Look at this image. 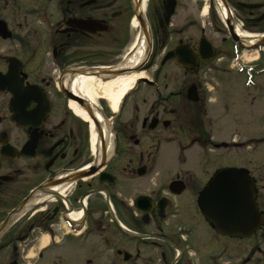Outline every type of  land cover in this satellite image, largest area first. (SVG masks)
I'll use <instances>...</instances> for the list:
<instances>
[{
  "label": "flooded vegetation",
  "instance_id": "flooded-vegetation-1",
  "mask_svg": "<svg viewBox=\"0 0 264 264\" xmlns=\"http://www.w3.org/2000/svg\"><path fill=\"white\" fill-rule=\"evenodd\" d=\"M185 1L147 0L142 10L143 0H0V264H264V136L215 141L229 101L205 84L221 77L225 92L238 78L250 128L264 125V42L247 51L228 34L226 47L212 17L205 27L174 25L176 13H201ZM231 4L247 13L245 29L264 27L255 24L264 0ZM147 40L133 73L152 79L134 90H153V100L112 152L98 155L69 106L71 83L121 67ZM243 51L256 57L245 62ZM247 150L251 159L224 165L226 154ZM213 153H221L216 164ZM228 168L248 172L263 217L248 237L217 233L198 208L200 192Z\"/></svg>",
  "mask_w": 264,
  "mask_h": 264
},
{
  "label": "rangeland",
  "instance_id": "rangeland-1",
  "mask_svg": "<svg viewBox=\"0 0 264 264\" xmlns=\"http://www.w3.org/2000/svg\"><path fill=\"white\" fill-rule=\"evenodd\" d=\"M234 1L235 0H231L227 2L228 11L232 13L233 24L240 25L242 31L248 34H251L252 36H255V38L262 36L263 35L262 33H264V27L256 31H253L251 29L248 30L243 27L245 24L244 18L247 17L246 15L247 13H236L235 8L233 7L234 4H231V3H234ZM248 1L259 2L260 0H248ZM185 2H186L185 0H181L182 7L185 6ZM210 2L212 6L217 8L214 0ZM210 2L205 3L200 0H192L193 8L197 7L201 13H176V16L174 17L172 23L174 25L180 26V25H185L187 23L190 24V22L193 21L196 24L200 25V27H205L206 24L209 22L208 19L212 17L217 26L219 25L221 28L225 29L226 38H225L224 45L226 47H230L229 40L227 38L228 36L227 29L225 28L224 23L221 20L219 13H210L211 11H213V8L210 9L209 7ZM145 3H147V1ZM204 6L207 7V12L205 14H203ZM256 23H260V22L255 21V24ZM209 38L211 39V41L215 42V44L220 43V41L222 40V36L218 38L216 34L215 36L210 35ZM241 54L243 56L242 60L248 63L252 62V60H254V58L256 57V55H252L249 52H245V51L241 52ZM259 56L261 57V54ZM234 63L235 62L232 61V63L230 64H234ZM143 72L144 71L142 70L141 73ZM168 73H172V72L168 70ZM132 74L138 75L139 73L131 72L129 75H132ZM152 74H153L152 71L143 73V75L149 79H152L151 78ZM238 80L239 79L236 77L230 78L228 81L227 91L225 92H223V90H220V86L223 84L221 77L216 76L213 81L205 82L206 86L213 91V97H215V99H218L220 101H223V100L229 101L228 104H225V122L221 121L220 124L223 123V125L218 126L217 128H215V131L214 130L212 131V132H215V137H214L215 141L217 140L229 141L233 139L244 141L246 139H249L251 136H256V135L261 136V137L264 136V125L260 124L258 128L256 129L250 128L249 120H248L249 113H250V108H249L250 99L244 94L241 95V90H240V85H239ZM135 86H136V83H135ZM134 89L135 87L133 88V91H131L129 94L125 96L119 108V111L116 114L111 113V111L109 110L108 104L105 101L101 100L97 103L98 110L100 111V113L103 115V117L107 121V126H108V131H109L108 135L113 140L115 137H118V138L120 137V139H122L124 137V130L127 124L129 122L135 121L134 120L135 116H138L139 121H140V118L145 114V112L148 111L149 105L151 101L153 100V93H154L153 90H150L147 87L142 86V85L138 89L136 90ZM224 96L226 99L224 98ZM239 101H240V104L238 105ZM237 122H241L242 124H239ZM113 128H114V131L112 130ZM174 128H175V125H173V129ZM168 132H171V130ZM122 143H125V142L122 141ZM244 145L247 149L251 147L249 143H245ZM165 152L167 154L170 153L169 149H167ZM248 152L249 150L242 151L240 157H236L234 155L229 156L228 154H226L224 156V160H225L224 165L225 166H240L241 164L245 162L244 160L247 161L248 159H251V157L248 155L249 154ZM196 153H198V151L194 148L191 154H196ZM219 154L221 155V153ZM219 154L217 153L211 154L210 162L216 164L219 161ZM211 167L213 166L211 165ZM42 244L43 242L41 243V245H39V247H41Z\"/></svg>",
  "mask_w": 264,
  "mask_h": 264
},
{
  "label": "water",
  "instance_id": "water-1",
  "mask_svg": "<svg viewBox=\"0 0 264 264\" xmlns=\"http://www.w3.org/2000/svg\"><path fill=\"white\" fill-rule=\"evenodd\" d=\"M221 5L228 11L227 4L224 0H220ZM247 9H259L263 5H242ZM173 6L166 7L164 13L165 24H168L172 16ZM231 18V17H230ZM225 19V25L230 33L232 40L236 43L241 41L235 33L231 19ZM264 19V14L256 21L260 22ZM264 36V35H263ZM256 39V41L247 48L253 50L264 42V37ZM147 47L149 42L147 40ZM189 60L186 53L179 49L177 51V63L184 66ZM128 70L107 69L97 73V77L113 79ZM194 93V90H193ZM192 95L189 90L188 98ZM69 98L85 109L91 118L95 127L99 131V125L93 114L91 106L82 98L70 94ZM196 100V99H194ZM198 208L202 215L209 221L212 227L219 234L231 237H248L257 232L262 224V216L259 213L254 195L252 191V182L248 172L245 169L229 168L216 173L209 184L200 192L197 199Z\"/></svg>",
  "mask_w": 264,
  "mask_h": 264
},
{
  "label": "bare ground",
  "instance_id": "bare-ground-1",
  "mask_svg": "<svg viewBox=\"0 0 264 264\" xmlns=\"http://www.w3.org/2000/svg\"><path fill=\"white\" fill-rule=\"evenodd\" d=\"M147 0H143L142 10L145 9V2ZM202 2L208 3L211 0H200ZM216 6L218 8V12L222 21L226 18H230L232 13H228L226 9L221 5L220 0H215ZM203 14L207 12V7L204 6ZM136 24V23H135ZM235 33L241 40L243 44H251L254 41L255 36L248 34L241 30L240 25H234ZM147 51V45L145 42H141L137 48L135 55L130 58L127 62L121 65L122 69L125 70H134L142 62L144 57V53ZM144 75L132 74V75H122L118 76L114 79L108 81H102L101 79L95 76H80L74 79L71 83V91L72 93L82 98L85 102H87L91 108L93 109V114L95 115V119L99 125V133L95 131L94 124L91 118L86 113L85 109L79 107L74 101H69V106L76 113V115L86 122L91 131V146L95 153L98 155L101 152V144L105 147V153L110 154L113 147V139L109 137V131L107 126V121L103 117V115L98 110V102L105 101L108 104L109 110L111 113L116 114L119 111L120 105L127 94H129L137 80L143 79ZM46 241H43V245H45ZM41 246V247H42Z\"/></svg>",
  "mask_w": 264,
  "mask_h": 264
}]
</instances>
